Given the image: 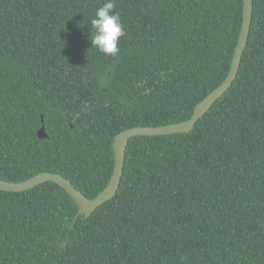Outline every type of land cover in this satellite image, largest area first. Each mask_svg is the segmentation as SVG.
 I'll use <instances>...</instances> for the list:
<instances>
[{
    "label": "trees",
    "instance_id": "16d2710c",
    "mask_svg": "<svg viewBox=\"0 0 264 264\" xmlns=\"http://www.w3.org/2000/svg\"><path fill=\"white\" fill-rule=\"evenodd\" d=\"M103 3L0 0V180L94 199L118 134L188 120L226 79L243 0H115L116 58L90 41ZM78 209L52 182L0 190V264H264V0L227 92L189 133L130 139L115 196Z\"/></svg>",
    "mask_w": 264,
    "mask_h": 264
},
{
    "label": "water",
    "instance_id": "95a60500",
    "mask_svg": "<svg viewBox=\"0 0 264 264\" xmlns=\"http://www.w3.org/2000/svg\"><path fill=\"white\" fill-rule=\"evenodd\" d=\"M252 12L253 0H243L241 30L228 75L219 87L214 89L196 106L193 114L188 120L159 127H134L124 130L115 137L112 144L114 151V167L112 176L106 188L96 198L88 199L80 191H78L69 180L59 174L53 173H40L20 183H11L0 180V190L4 192H24L45 182H52L61 186L78 205L79 209L74 217V220H76L80 215L90 216L98 207L115 196L123 173L126 146L130 139L139 136L153 137L189 133L193 130L197 121L207 113L211 106L218 99H220L225 92H227L238 73L241 57L250 31ZM41 123L42 126L37 132V136L39 139H46L48 136L44 129L42 116Z\"/></svg>",
    "mask_w": 264,
    "mask_h": 264
},
{
    "label": "clouds",
    "instance_id": "9594fccd",
    "mask_svg": "<svg viewBox=\"0 0 264 264\" xmlns=\"http://www.w3.org/2000/svg\"><path fill=\"white\" fill-rule=\"evenodd\" d=\"M90 41L105 56L116 58L120 54V41L126 35L115 0H104L90 21ZM91 47V48H92Z\"/></svg>",
    "mask_w": 264,
    "mask_h": 264
}]
</instances>
